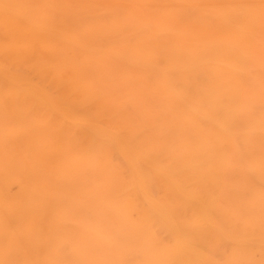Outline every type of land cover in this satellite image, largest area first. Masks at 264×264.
I'll return each instance as SVG.
<instances>
[{"label":"bare ground","instance_id":"obj_1","mask_svg":"<svg viewBox=\"0 0 264 264\" xmlns=\"http://www.w3.org/2000/svg\"><path fill=\"white\" fill-rule=\"evenodd\" d=\"M0 262L264 264L261 0H4Z\"/></svg>","mask_w":264,"mask_h":264},{"label":"snow or ice","instance_id":"obj_2","mask_svg":"<svg viewBox=\"0 0 264 264\" xmlns=\"http://www.w3.org/2000/svg\"><path fill=\"white\" fill-rule=\"evenodd\" d=\"M4 0H0V5H3ZM262 15H264V0H261ZM0 264H5V262H0Z\"/></svg>","mask_w":264,"mask_h":264}]
</instances>
